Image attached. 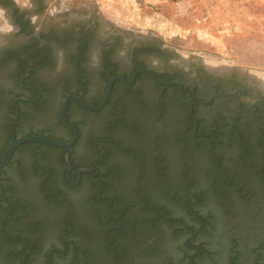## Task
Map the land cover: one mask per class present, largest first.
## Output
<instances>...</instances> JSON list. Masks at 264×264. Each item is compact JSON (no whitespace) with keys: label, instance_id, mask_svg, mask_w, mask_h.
<instances>
[{"label":"rangeland","instance_id":"1","mask_svg":"<svg viewBox=\"0 0 264 264\" xmlns=\"http://www.w3.org/2000/svg\"><path fill=\"white\" fill-rule=\"evenodd\" d=\"M13 1L26 10L39 6L34 0ZM149 2L43 0L45 9L32 22L40 28L48 23L60 24L63 15L79 22L95 16L106 35L120 36L126 40L125 44L156 43L167 51L159 60H149L153 64L203 66L219 74H237L264 88V0ZM15 32L9 17L0 10V61L6 60L0 62V92L8 93L0 105V149L7 139L6 126L12 119L7 108L8 100L14 96L9 92L16 91L18 54L24 51ZM63 51L56 49L57 62L40 72L45 97L39 107H23L21 134L33 132L55 139L69 135L59 124L64 89L68 81L73 82L74 90L79 91L82 86L73 68L75 59L70 55L73 49L69 46ZM124 54L121 53L120 60L126 62ZM85 82L90 91L86 99L91 105L102 98L105 82L94 67ZM142 92H123L118 96L122 102L113 98L103 111L73 109L71 115V123L81 131L74 169L109 161V166L116 167L114 175H106L107 168L100 171L106 175L108 184L122 203L140 205L134 207L130 217L141 220V227L136 233L131 229L119 241L127 254L121 264H180L182 248L194 239L196 247L208 252L201 264H232L237 251L239 264H256L257 248L264 255L262 152L247 151L238 137L213 152L210 142H195L183 135L187 131L186 125L182 126L188 117L187 110L174 95L163 102L162 91L148 83ZM164 110L167 115L160 120ZM206 110L210 119L205 128L209 129L218 112ZM158 127L165 130L164 140ZM248 135L244 136L246 140ZM32 153V149H22L16 155L17 163L0 170V199L5 194L9 196L11 189L15 201L21 199L30 204L27 214L43 220L32 236L43 240V250L35 258L36 263L45 264L44 254L51 246H63L67 233L64 224L71 221L78 227L74 241L92 253L96 264H119L106 254L104 230L89 211L96 193L92 187L95 177L85 178L81 187L73 190L72 186L80 184L75 183L76 175L64 174L57 162L61 154L46 152L48 164L59 170L58 186L70 200L68 205L51 206L41 189V174L31 168ZM219 163L223 166L218 167ZM149 203L152 211L144 215ZM2 204L0 201V230L8 217L7 207ZM166 216L171 217V223L164 220ZM159 219L163 221L157 223ZM18 229L15 226L14 230ZM193 231L195 235L201 231V235L193 238ZM154 243L158 247L155 254L141 253ZM8 249L5 245L0 251V264H10L6 258ZM72 257L61 258L60 264H69Z\"/></svg>","mask_w":264,"mask_h":264},{"label":"flooded vegetation","instance_id":"2","mask_svg":"<svg viewBox=\"0 0 264 264\" xmlns=\"http://www.w3.org/2000/svg\"><path fill=\"white\" fill-rule=\"evenodd\" d=\"M34 1L37 5L39 3V6H32L33 8H31V10H26L19 8L13 0H0V10L9 17L10 24L16 30L15 38L20 39V41L24 45V48L26 46L30 47L27 54L25 55V58L28 59L27 64H25L27 67L26 71H30L28 73V76L25 77L22 82L20 78L19 84L21 90L17 94L18 97H16V99L25 98L31 101V103L24 104H36L38 102L42 103V100L45 97V90L43 88L44 84L42 82L40 72L57 62L58 56L56 55V49H60L62 52H64L63 50H65L69 46L73 49V51H71L70 53L71 56H74L76 58L73 68L77 73L78 71L80 73L83 70V73L81 72L80 74H83L85 76V81H87V77L90 73L91 67L99 70V76L103 78V72L106 70L104 66L106 61V55L104 51H108L110 48L111 52L107 54L109 58L108 60L111 64L110 73L118 72L119 75L110 78L107 82L108 85V83L112 79H122L123 75L129 74L132 71L135 63L134 55L132 52L134 48H140V46L142 45L148 47V43L144 44L142 42L133 41L125 44L124 42H126V40L124 41V39L120 36L106 35L101 31L99 22L95 18V16H92L88 20L79 22L75 18H72L68 15H63L65 17L62 19L60 24L48 23L38 28L33 24L32 19L37 15H40L43 9H45V6L43 0ZM26 23L28 25H26ZM81 28H84V30L92 34L85 37L78 35L80 34L79 32L81 31ZM36 36L38 37V39L35 38ZM117 38H120L121 41H119ZM79 43H81V46L85 45L83 51L84 56H82L80 53ZM158 48L160 50H163L159 45ZM62 52L61 55L63 54ZM122 52H125L124 56H126V62L120 60ZM139 55V59L144 62V68L141 69H148L160 81H164L160 78L167 77L170 80L164 82H174L180 84L183 90L185 101L188 104L192 105V107H187L183 103H181L179 98V90L177 87H164L157 85L146 75L140 74L137 76L134 84L130 87H122L119 84L115 83L113 86L111 97L102 111L106 109L113 98H117V101L122 102L123 99L120 100V97L118 98V96L123 92H139V94H143L142 88L148 83L159 91H162L161 100L163 102H168L169 97L174 95L177 98L180 106L183 109L187 110L188 117L186 118V122L183 121L184 124H181L182 126L186 125L187 127V131L183 132L184 136L190 139L193 138L195 142H210V144L212 145L211 150L213 152H215L219 148L224 147L230 141L232 142L234 138L238 137L244 141L242 147L247 146V151L250 152L253 149H258L262 152L263 158L261 165H264L263 87H261L258 83L249 81L245 77L239 76L234 73L219 74L207 70L203 66L197 67L195 65H192L188 68H185L174 66L173 64H168L169 62L165 65H159V63L153 64L149 62V60L151 61L152 58L159 60L158 58H160V55ZM72 85L73 82L68 81L67 86L72 87ZM86 87L87 85H82V89L80 90V92H76L77 90H71V92H67L64 100L67 97L74 96L79 98L83 103L85 102V104H88L86 98L89 95L90 91ZM221 94L230 95L231 97H217L216 99L212 100L210 104L203 106L198 105L199 103L205 102L213 96ZM236 101H238L237 106ZM73 109L79 108H77L73 104L69 105L67 111L68 122H71ZM206 109H211L212 111L218 112L216 116H213L216 118H214L212 127L209 129L205 128L210 119V116L207 114L208 111ZM21 111L22 110L18 106L17 119L19 118ZM166 111L167 110L163 111L162 117L159 118L160 120L167 115ZM23 116L21 115V117ZM15 117L16 114L14 116V119ZM16 121H14L13 125H15ZM74 127L77 129L76 126ZM159 130L161 131L160 136H162V139L164 140L166 134L165 130ZM248 133L249 135L247 136L246 140L245 137ZM79 139L80 134L78 140ZM78 140L72 149L71 157H74ZM98 155L102 157L103 153L98 152ZM218 165V167L223 166L221 163H219ZM73 170L74 168L72 167L69 176L71 175ZM77 171L78 170H76V172ZM76 172H74L75 175ZM80 179L79 181H77V183L80 182Z\"/></svg>","mask_w":264,"mask_h":264},{"label":"trees","instance_id":"3","mask_svg":"<svg viewBox=\"0 0 264 264\" xmlns=\"http://www.w3.org/2000/svg\"><path fill=\"white\" fill-rule=\"evenodd\" d=\"M26 25H28L26 23ZM97 28V27H96ZM80 36H88L92 33H89L88 31L84 30V28H81V31L79 32ZM119 41L120 38H117ZM80 44V53L82 56H84V46H81ZM146 47L145 45L140 46V48H134L133 49V55L135 59L134 67L132 71L129 74H125L122 76V79L127 82L130 78V76L137 70L144 68V62L139 59V54L149 55V54H157V55H163L167 54V51L160 50L156 43H149ZM152 46V47H151ZM107 47V46H106ZM109 47V46H108ZM30 47H25L24 51L21 54H18L17 62L19 64V71L16 73V91H10L9 93L13 98L8 100V108L9 113L11 115L12 119H9V122L6 126V130L8 132L7 139L4 142V145L0 149V157L3 156L5 153L7 147L9 146L12 137L15 138H22L27 136H40L45 137L41 134H36L33 132H27V133H20V122L22 118L24 117L23 112H20V116L17 119L15 125L14 124V116L16 114V106L14 104V100L16 99L17 92L19 93L21 88L19 84V80L26 71V65L28 62V59L25 58V55L27 54ZM111 52L110 48L108 51H104L106 57H105V71L103 72V80L105 82V89L107 86V82L110 78L115 77L116 75H119L118 72L110 73V61L108 60V53ZM76 60V58L74 57ZM6 62L5 59L1 60ZM0 61V62H1ZM79 67V65H78ZM113 67V66H112ZM80 68V67H79ZM81 70V68H80ZM83 73V70L81 71ZM80 72V73H81ZM78 71V84L79 86L85 85V76L83 74H80ZM164 81H169L170 79L167 77L160 78ZM71 90H74L73 87H65L64 90V96H66L67 92H71ZM76 92H80L76 91ZM105 92V91H104ZM8 94L7 92H0V105L3 101V96H6ZM75 94V93H74ZM101 100H98L95 103H92V106H98L101 103ZM43 103V100H42ZM85 103V102H84ZM41 102H38L36 104H24L19 102L17 105L22 110L23 107H39ZM21 115L23 117H21ZM60 121V117H59ZM70 122V121H69ZM60 126L67 131L69 134L66 138H52L50 139L60 142H69L73 136L72 132L66 130V128L63 127L60 121ZM70 124H72L70 122ZM73 125V124H72ZM75 126V125H73ZM79 130V134L81 136V131L78 126H76ZM14 132V133H13ZM80 140V139H79ZM78 140V142H79ZM112 144L117 145V143L112 142ZM78 145V143H77ZM29 148L34 151L32 153L33 156V163L31 165V168L35 171L36 174L40 175L42 177L41 182V189L43 193L45 194V197L47 200H50V204L55 205L57 207L68 205L70 200L68 198V195L58 186V175L59 170L56 168H52L51 165L48 164V158L49 154L46 152H56L61 154L60 157H58L57 162L61 166V168L64 171V174L67 176V165L64 160V154L65 150H60L48 146H42L39 144H25L20 146L16 149L11 161L9 164H7L4 167H0V170L5 169L6 167L11 166L12 164L17 163L16 155L17 153L21 152L22 149ZM120 148L122 146L120 145ZM19 163V162H18ZM71 163L72 167L74 168V157H71ZM113 166H109V161H106L104 164L97 163L93 166L87 167L86 169L96 168V171L94 173H91L89 175H81V181L78 187H73L69 179L67 177V182L69 187H71L73 190L79 189L81 187V184L83 183V180L88 177H95V180L92 182V187L96 191L94 196V203L93 208H91L89 211L97 217L99 220L98 226L103 229V241L105 243L104 249L108 257H111V259H114L116 263H123L126 259V248L124 245H122L119 241L121 238L126 237L127 234L131 229H133V232L136 233V231L141 227L140 223L141 220H133L130 217L131 211L134 209V207H139L140 205L137 203L130 202L129 204L122 203L119 196L116 194V192L112 189V187L108 184V180L106 179V175H114L113 173L115 168H112ZM107 168L108 172L106 175L101 174V169ZM76 169L73 170L71 174H75ZM77 179L75 177V183H77ZM95 181V182H94ZM75 188V189H74ZM10 192V195L7 196L6 194L2 196V199L0 201L4 204L2 206H6L7 208L5 211L8 212V217L5 219V226L2 230H0V251L3 250V247L5 245L9 246V249L7 251L6 258L9 261L10 264H37L35 261V258L39 255L40 252L43 250V240L37 239L32 237L33 233L38 232L39 228L43 224V220L36 219L35 217H31L29 214H27L28 210L31 209L30 204L27 202H24L23 200H17L15 201L13 196V192H11V189H8ZM149 202V201H148ZM141 202L140 204H142ZM152 204H148V208L144 209L143 213L144 215L148 214V211L151 210ZM24 212V215L22 213ZM159 214V213H158ZM165 221L171 223L172 219L170 216H166L164 218ZM163 221L162 219H159L157 223H160ZM7 222V224H6ZM146 222V220H145ZM15 226L19 227L18 230H14ZM66 226V227H65ZM65 229L67 230L65 233V242L61 248L57 246H51L47 249L45 252V264H60L61 258H68L72 257V260L69 262V264H82L84 262L85 264H96V262L93 260L92 253L86 249L84 245L79 244V242H75L73 239V235L77 234V226L70 221L64 224ZM185 231V230H184ZM201 233L198 232V234H194V231L191 232V235L193 238L199 237ZM194 234V235H193ZM195 240V239H194ZM193 242L188 241L185 246L181 250V258L180 264H201V260H203L204 257L208 255L207 250L204 248H198ZM156 243H154L152 246H149L145 251L141 253H150L155 254L158 250V247L155 246ZM155 248H154V247ZM238 251L236 252V257L232 264H239L237 262V259L239 258ZM257 260L256 264H264V255L261 253V249L257 248L256 250ZM169 264H176L175 262H171Z\"/></svg>","mask_w":264,"mask_h":264},{"label":"water","instance_id":"4","mask_svg":"<svg viewBox=\"0 0 264 264\" xmlns=\"http://www.w3.org/2000/svg\"><path fill=\"white\" fill-rule=\"evenodd\" d=\"M35 38L38 39L37 36ZM29 71L30 70L26 71L25 74L21 77V82L23 81V79L25 77L28 76ZM140 74L146 75L157 85L164 86V87H172V86L177 87L179 90V98H180L181 103H183L187 107H190V108L192 107V105L188 104L185 101L184 96H183V90H182V87L180 86V84L174 83V82L160 81L148 69H140L131 76V78L128 82H125L121 78L112 79L108 83L107 88H106L105 93H104V96H103V99L98 106H91V105L85 104L79 98L74 97V96L67 97L63 101L62 107H61V112H60V119H61V124L63 125V127L73 133L72 139L69 142L55 141V140H52L50 138L40 137V136H27V137H22V138H15L13 136L9 146L7 147V149L5 151V153L3 154L2 157H0V167H4L7 164H9V162L11 161L16 149L19 148L20 146L25 145V144H39L42 146H48V147H52V148H56V149H60V150H65L64 160L66 162L67 173L69 175L70 171L72 169V163H71L72 149H73L74 145L76 144L78 137H79L78 130L74 126H72L68 122V119H67V111H68L69 105L73 104L77 108H79L81 110L89 111V112H99L102 109H104L105 106L107 105V103L111 97V93H112L113 86L115 83L119 84L122 87H130L134 84V81L136 80L137 76ZM217 97L229 98L231 96L225 95V94L216 95V96L209 98L205 102L199 103L198 105L203 106V105L210 104L211 101L216 99ZM235 99H236V97H235ZM18 102L31 103V101H29L25 98L15 99L14 104L16 106L17 112H16V117H15L14 121H16L17 116H18V105H17ZM237 103H238V101H236V106H237ZM94 171H95V168L79 169L76 172V176H77L78 181H79L81 175H87V174L94 172Z\"/></svg>","mask_w":264,"mask_h":264},{"label":"crops","instance_id":"5","mask_svg":"<svg viewBox=\"0 0 264 264\" xmlns=\"http://www.w3.org/2000/svg\"><path fill=\"white\" fill-rule=\"evenodd\" d=\"M160 0H150L151 3H156V2H159ZM149 2V3H150Z\"/></svg>","mask_w":264,"mask_h":264}]
</instances>
